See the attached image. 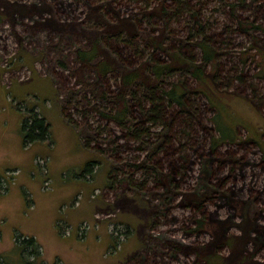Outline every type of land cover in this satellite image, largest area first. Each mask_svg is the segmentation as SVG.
<instances>
[{
    "label": "rangeland",
    "instance_id": "374dc122",
    "mask_svg": "<svg viewBox=\"0 0 264 264\" xmlns=\"http://www.w3.org/2000/svg\"><path fill=\"white\" fill-rule=\"evenodd\" d=\"M98 1L119 0H0V264H203V254L216 247L227 264H264V49L233 19L223 24L224 14L207 8L219 20L222 56L216 65L221 71L241 66L246 82L234 79L226 92L203 85L214 107L200 96L198 120L187 133L179 128L161 160L173 179L160 187L148 184L140 194L146 207L136 191L119 183L122 174L109 185L97 149L83 146L61 112L66 91L84 71L79 67L76 78L62 71L52 44L65 31L82 38L97 20ZM121 1L115 7L124 18L138 8ZM21 54L28 63L35 59L34 68L22 64ZM35 111L48 121L49 134L25 142L23 122ZM112 130L125 149L121 131ZM223 131L234 139H220ZM112 145L107 158L113 163L145 157L125 150L115 158ZM32 156L35 170L30 179L21 178L34 166ZM133 177L144 179L142 172ZM201 218L204 226L189 232ZM30 238H36L38 258L24 241ZM21 242L27 257L17 250Z\"/></svg>",
    "mask_w": 264,
    "mask_h": 264
},
{
    "label": "trees",
    "instance_id": "16d2710c",
    "mask_svg": "<svg viewBox=\"0 0 264 264\" xmlns=\"http://www.w3.org/2000/svg\"><path fill=\"white\" fill-rule=\"evenodd\" d=\"M127 1L138 7L127 18L116 12L115 6L118 2L121 4V0L115 4L114 1H98L100 13L97 20H91L90 27H85L84 40L78 34L65 31L56 35L52 48L60 53L57 66L62 71L75 78L79 67L84 71L62 100L64 120L77 130L84 147L97 149L99 162L106 163L109 185L112 187L117 183L122 174L119 183L130 186L137 192L136 198L149 207L148 200L141 198L140 194L151 182L160 187L165 179H173L172 173L164 170L161 160L169 154V145L177 140L179 128L187 133L186 130L198 120L201 95L214 107L203 85L226 92L228 82H234V79L246 82L241 66L221 71L216 65L222 56L219 51L222 47L217 45L219 36L216 38L219 20L208 15L207 8L224 14L223 24L233 19L240 32L250 36L256 47L264 49V38L258 36V33H264V21H261L264 0H254L251 4L248 0ZM75 2L91 4L90 0ZM110 11L114 17L110 16ZM247 11L253 16L245 17L240 13ZM180 27L181 32L187 31L184 37L178 31ZM21 59L22 64L34 68L35 59L29 63L25 55ZM59 75V72L54 73L57 78ZM191 81H195L194 86ZM38 112H32L23 122L25 142H36L49 134L50 125ZM113 128L121 131L125 149L111 137ZM227 138L234 139L223 131L220 139ZM110 144H113L115 158L125 150L145 153V157L127 164L117 163L112 158L113 163L107 158ZM136 158L138 160L141 156ZM93 161L89 162L90 166ZM90 169L86 171L90 172ZM135 172H142L144 179L135 181ZM200 204L197 201L194 207L199 209ZM195 222L196 229L189 232H197L206 220L201 218ZM34 240L24 239L31 246L32 256L38 258L40 255ZM218 248L203 254V264H227Z\"/></svg>",
    "mask_w": 264,
    "mask_h": 264
},
{
    "label": "crops",
    "instance_id": "0c3cea01",
    "mask_svg": "<svg viewBox=\"0 0 264 264\" xmlns=\"http://www.w3.org/2000/svg\"><path fill=\"white\" fill-rule=\"evenodd\" d=\"M2 148L0 147V155L2 154ZM34 155H35V153H34ZM31 163H33V167H32V165H31ZM30 165H31V170H29V171H24V173H23V176L21 175L20 177L22 178V177H25V178H27V179H30V173H31V171L32 170H35V163H34V158H33V156H32V159L30 158ZM36 239V238H35ZM17 247H18V251L24 256H26L27 257V255L25 254V252H26V250H25V248L23 247V245H21V244H18V245H16ZM16 249V248H15ZM23 260V259H22ZM24 262H26V260L24 261Z\"/></svg>",
    "mask_w": 264,
    "mask_h": 264
},
{
    "label": "bare ground",
    "instance_id": "6f19581e",
    "mask_svg": "<svg viewBox=\"0 0 264 264\" xmlns=\"http://www.w3.org/2000/svg\"><path fill=\"white\" fill-rule=\"evenodd\" d=\"M43 163V162H42ZM44 165V164H43ZM13 173V172H12ZM17 237V236H16ZM26 238V237H25ZM42 249V248H41Z\"/></svg>",
    "mask_w": 264,
    "mask_h": 264
}]
</instances>
